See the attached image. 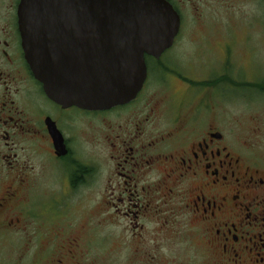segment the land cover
Instances as JSON below:
<instances>
[{
    "label": "flooded vegetation",
    "instance_id": "flooded-vegetation-1",
    "mask_svg": "<svg viewBox=\"0 0 264 264\" xmlns=\"http://www.w3.org/2000/svg\"><path fill=\"white\" fill-rule=\"evenodd\" d=\"M166 1L181 29L185 0ZM20 2L0 0V223L62 226L61 258L49 263L73 264L86 190L103 194L90 214L106 208L98 221L110 226V251H125L123 264H264V161L242 133V116L224 106L236 61L198 69L160 61L163 53L145 61L131 101L64 105L45 93L24 56Z\"/></svg>",
    "mask_w": 264,
    "mask_h": 264
},
{
    "label": "water",
    "instance_id": "water-1",
    "mask_svg": "<svg viewBox=\"0 0 264 264\" xmlns=\"http://www.w3.org/2000/svg\"><path fill=\"white\" fill-rule=\"evenodd\" d=\"M24 56L45 93L107 109L131 101L175 42L180 16L166 0H21Z\"/></svg>",
    "mask_w": 264,
    "mask_h": 264
},
{
    "label": "rangeland",
    "instance_id": "rangeland-1",
    "mask_svg": "<svg viewBox=\"0 0 264 264\" xmlns=\"http://www.w3.org/2000/svg\"><path fill=\"white\" fill-rule=\"evenodd\" d=\"M193 1L185 0L180 32L160 61L180 64L181 61H194L198 69L204 67V61H229V64L236 61L235 69L229 68L228 73L234 75L237 82L228 83V99L224 106L228 116H242V133L245 138L255 139L254 154L264 161V100L258 97L254 85L264 79V0ZM146 61L156 60L147 56ZM242 62H245L243 68L240 67ZM194 78L190 76V83L203 88L205 83L198 80L200 77ZM98 195L102 203L103 194L86 190L82 193L83 217L76 225L83 226L78 240L81 251L76 250L73 264L75 260L76 264H123L125 261L123 249L110 251L109 224L98 221L105 217L106 208L100 207L90 214ZM60 231L62 226L40 227L30 219L18 224L0 223V264H51L49 260L61 258V244L65 238H55ZM70 234L66 232L65 236ZM66 260L71 264L70 258Z\"/></svg>",
    "mask_w": 264,
    "mask_h": 264
},
{
    "label": "trees",
    "instance_id": "trees-1",
    "mask_svg": "<svg viewBox=\"0 0 264 264\" xmlns=\"http://www.w3.org/2000/svg\"><path fill=\"white\" fill-rule=\"evenodd\" d=\"M147 57V56H146Z\"/></svg>",
    "mask_w": 264,
    "mask_h": 264
}]
</instances>
